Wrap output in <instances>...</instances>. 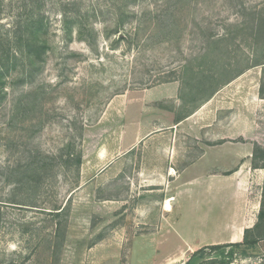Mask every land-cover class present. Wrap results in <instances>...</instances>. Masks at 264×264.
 Instances as JSON below:
<instances>
[{"label":"rangeland","instance_id":"obj_1","mask_svg":"<svg viewBox=\"0 0 264 264\" xmlns=\"http://www.w3.org/2000/svg\"><path fill=\"white\" fill-rule=\"evenodd\" d=\"M40 17L49 49L0 101V264L162 263L184 248L173 234L155 250L133 239L169 225L168 174L194 184L182 237L217 235L247 197L261 207L259 173L238 175V201L217 186L240 133L264 149V0H0L2 34ZM255 237L231 264H264V217Z\"/></svg>","mask_w":264,"mask_h":264},{"label":"crops","instance_id":"obj_2","mask_svg":"<svg viewBox=\"0 0 264 264\" xmlns=\"http://www.w3.org/2000/svg\"><path fill=\"white\" fill-rule=\"evenodd\" d=\"M207 103H210V100L207 101ZM164 115L165 116L161 115V119L158 122L166 123L167 115L166 114ZM183 120L184 119H179L175 121L174 123L171 124V128L177 129L180 125H182ZM175 135H177V132L175 133ZM239 135L241 142H239L238 145L240 146L234 149V153L229 152L230 156L227 157L226 162L222 161V159H219V164L224 165L222 169L232 173L230 175L221 176L223 177L220 180L222 185L217 186L224 192L228 191L229 194L232 193L233 191V193L236 194L237 201L239 199L238 193L241 191L238 190L237 188V186L240 184V182H237V180L239 179L238 175L242 171H248L250 173V174L246 173V175L259 173L257 175H259V179L261 182L260 185H262L264 179L263 170L258 167H253L252 165L253 148H251L250 150L247 149L245 151H243L242 148L243 146L246 145L245 143L242 142L243 141L245 142L247 140L259 144L257 137L256 136L248 137L243 133H240ZM209 153H214V152H209V150L207 149L203 151V155L205 156L209 155ZM222 153L225 152L223 151ZM203 158L204 156L191 158V160L189 161L190 163L188 165L180 168V170H182L181 172L192 169V167L197 163H199L201 160H203ZM173 163L174 162L172 159L171 165L169 167V170L171 172H173L174 169L178 170V168L174 167ZM168 175L171 179V181L169 180V183L171 182L173 183L172 185L173 187L179 188L177 192H174V195L173 194L166 195L164 201L161 202V206H160L161 217L166 220H169L168 221L169 225L160 226L158 227V229L154 231L142 233L139 237L137 236L133 239V244H144V245L148 244V246L153 250L157 249L164 243L165 234H173L180 242L183 243L184 248H181L178 254L169 255L165 257L162 263L160 264H195L194 263L195 257L192 256L194 252H196L197 250L201 249L202 247L211 246V245H223V244L241 242L243 240L244 230L251 229L256 224L257 215L260 208V200L257 199L253 202L250 198L247 197L246 200H243L242 206H240V208L238 207V209L234 211L227 220H223L220 223L219 229L217 230L218 231L217 235H214L213 237H208L205 234L200 233L198 236H194L193 238L182 237V232L179 231L177 228V220L182 210V204L179 198L185 188H188L190 186H191L190 188H193L194 184L192 182H189V180L186 181V183L178 182L179 181L178 179L182 177V174L180 173L178 175L179 177L176 179H174L170 174ZM232 180H234L237 184L234 187L231 185ZM149 181H154V180H149ZM213 184L214 183L207 180V182L203 184V187H207V188H203L204 191L212 190L213 188L211 186ZM186 191H189V189ZM144 217H146V215H144ZM196 262H198V260Z\"/></svg>","mask_w":264,"mask_h":264},{"label":"trees","instance_id":"obj_3","mask_svg":"<svg viewBox=\"0 0 264 264\" xmlns=\"http://www.w3.org/2000/svg\"><path fill=\"white\" fill-rule=\"evenodd\" d=\"M74 21H76L77 33L82 37L85 32L82 20L77 18ZM65 24L68 23L66 22ZM45 33L46 25L41 17L39 19L31 18L24 21L16 20L4 34L0 33V101L6 96V80L11 73L19 69L23 74H33L38 63L43 60V56H45L49 49L47 41L45 39L42 40V36ZM122 39V37L118 38V40ZM262 64L264 65V63ZM23 82V79H17L18 84ZM260 93H262V90H260ZM258 161H262L263 164H258ZM252 165L264 170V149H253ZM263 217L264 201L261 202L256 224L251 229L244 230L241 242L202 247L194 252L192 257H199L202 260L198 264H231L235 251H242L244 253L247 251V247L260 245L261 240L258 237L250 240V235L259 228ZM223 250H228L227 255H229V259L227 261H218L215 256H212L219 252L223 255ZM205 251L209 253H205Z\"/></svg>","mask_w":264,"mask_h":264}]
</instances>
